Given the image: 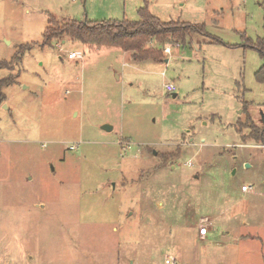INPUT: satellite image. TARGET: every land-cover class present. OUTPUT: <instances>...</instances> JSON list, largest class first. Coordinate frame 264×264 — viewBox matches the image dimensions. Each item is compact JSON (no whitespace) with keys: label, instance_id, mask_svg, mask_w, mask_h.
<instances>
[{"label":"rangeland","instance_id":"374dc122","mask_svg":"<svg viewBox=\"0 0 264 264\" xmlns=\"http://www.w3.org/2000/svg\"><path fill=\"white\" fill-rule=\"evenodd\" d=\"M145 7L209 37L154 40L162 60L142 62L45 44L50 16ZM263 38L264 0H0V264H264V146L237 131L247 109L264 124Z\"/></svg>","mask_w":264,"mask_h":264},{"label":"trees","instance_id":"16d2710c","mask_svg":"<svg viewBox=\"0 0 264 264\" xmlns=\"http://www.w3.org/2000/svg\"><path fill=\"white\" fill-rule=\"evenodd\" d=\"M140 21L131 23L128 21L89 22L71 19H59L50 16L49 26L44 39L45 44L53 40L66 37L73 41H79L86 45L119 47L125 52H134L139 61H161L162 54L159 50L147 48L150 42H166L169 39L187 42L192 34L208 36L205 25L185 22H162L149 12L147 7L139 11ZM188 38V39H187ZM217 43L221 41L215 40ZM264 46V38L259 41ZM264 57V50L255 46ZM0 67H5L0 64ZM256 78L259 83H264V66L257 72ZM246 109L248 104L244 103ZM250 111L245 110L242 120L238 124L237 131L243 133L249 130L244 139H254L264 146V124H254L251 120Z\"/></svg>","mask_w":264,"mask_h":264},{"label":"built area","instance_id":"2783aa9c","mask_svg":"<svg viewBox=\"0 0 264 264\" xmlns=\"http://www.w3.org/2000/svg\"><path fill=\"white\" fill-rule=\"evenodd\" d=\"M166 53L168 54L171 53L170 48L166 49ZM68 57L71 60L79 58L78 54L75 52L70 53ZM164 89L168 94H175L177 92V87L171 82L166 83L164 85ZM71 149L74 150L76 149V147L72 146ZM251 190L252 188L249 186L242 187V191L244 193H249ZM208 233H209V219L205 218L201 221L200 228H199V236L204 239L207 237ZM165 264H178V261L174 256L170 255V256H167L165 260Z\"/></svg>","mask_w":264,"mask_h":264},{"label":"water","instance_id":"95a60500","mask_svg":"<svg viewBox=\"0 0 264 264\" xmlns=\"http://www.w3.org/2000/svg\"><path fill=\"white\" fill-rule=\"evenodd\" d=\"M173 97L176 98L177 97V94H174ZM261 114H262V118H263V122H264V114L263 113H261ZM102 129L104 131H106V132H111L113 128L110 125H105V126H103ZM154 154L156 155V152H154Z\"/></svg>","mask_w":264,"mask_h":264},{"label":"crops","instance_id":"0c3cea01","mask_svg":"<svg viewBox=\"0 0 264 264\" xmlns=\"http://www.w3.org/2000/svg\"><path fill=\"white\" fill-rule=\"evenodd\" d=\"M166 62H168V60L166 61ZM244 193V192H243ZM244 194H247V193H244ZM209 235H207V237H209L210 236V234H212V232H210L209 231V233H208ZM198 236H199V231H198ZM244 238H248V237H246V236H243ZM199 238L201 239V240H206V239H203L202 237H200L199 236Z\"/></svg>","mask_w":264,"mask_h":264}]
</instances>
